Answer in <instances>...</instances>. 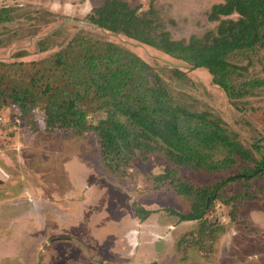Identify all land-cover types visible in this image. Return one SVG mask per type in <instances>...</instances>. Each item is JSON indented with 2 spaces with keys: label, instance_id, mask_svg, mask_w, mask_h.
Listing matches in <instances>:
<instances>
[{
  "label": "rangeland",
  "instance_id": "rangeland-1",
  "mask_svg": "<svg viewBox=\"0 0 264 264\" xmlns=\"http://www.w3.org/2000/svg\"><path fill=\"white\" fill-rule=\"evenodd\" d=\"M103 1L0 0V8H13L12 21L0 25V62L23 63L8 68L12 72L4 81L6 93L23 71L26 81L39 78L40 88L66 82L65 88L70 83L48 60L68 49L76 56L81 50L76 40L114 43L141 59L191 110L220 120L254 160L264 155V49L258 61L251 57L247 66L246 60L238 64L236 85L246 79L263 85L235 105L205 70H190L157 49L91 26L87 17ZM122 1L174 40L214 32L218 22L212 8L222 2ZM173 69L185 76L174 77ZM44 101L38 100L33 109L39 127L34 131L9 100L0 108V171L7 177L0 182V264H264V194H258V178L249 184V193L258 199L244 202L234 218L229 207L216 202L203 219L180 222L177 214L190 211V199L154 182L169 165L162 156L134 159L124 176L111 174L101 163L94 133L74 136L44 130ZM98 106L84 95L80 108L88 122L104 118ZM223 157L217 154L214 159ZM244 167L253 164L237 160L236 166L218 172L174 166L177 176L197 186L220 182ZM243 189L237 181L224 192L232 196ZM15 200L21 202L18 207ZM18 209V227H6L5 215L14 217ZM20 229L21 237L14 240Z\"/></svg>",
  "mask_w": 264,
  "mask_h": 264
},
{
  "label": "trees",
  "instance_id": "trees-1",
  "mask_svg": "<svg viewBox=\"0 0 264 264\" xmlns=\"http://www.w3.org/2000/svg\"><path fill=\"white\" fill-rule=\"evenodd\" d=\"M221 1L212 8L218 22L216 30L188 40L172 39L169 32L160 30L151 19L139 16L122 0H104L91 10L87 22L101 32L122 35L157 49L190 70H205L212 83L237 105L240 98L252 94L253 87L263 85L262 81L252 79L236 85L234 78L243 60L247 66L252 62L251 57L257 61L263 58L264 0ZM12 19L13 8H0V25ZM75 43L81 46L76 56H71L68 49L48 60L50 67L59 68L70 83L65 88L66 82L54 88L49 83L40 88L39 78L26 81L23 71L15 76L19 80L9 84L10 90L6 93L4 81L11 78L12 72L8 68L18 69L23 63L0 62V108L9 100L34 131L39 127L33 109L38 100L45 99L44 130L74 136L94 133L98 137L101 163L111 174L124 176L134 159L145 162L150 155L162 156L169 165L163 174L153 178L154 182L190 199V211L177 214L180 222L203 219L216 202L229 207V214L234 218L244 202H253L258 194H264V155L254 160V154L245 150L220 120L208 113L193 111L175 98L161 77L151 74L149 67L134 54L114 43L78 40ZM171 71L178 79L185 76L178 69ZM85 94L92 96L99 104L98 110L104 112V118L96 123L88 122L87 114L80 108ZM254 150L259 152L258 147ZM217 154L224 157L215 160ZM237 160L253 167H244L220 182L204 186L183 180L174 168L186 166L218 172L236 166ZM255 178L261 181L256 196L249 193V184ZM237 181L244 186L243 191L228 196L224 188Z\"/></svg>",
  "mask_w": 264,
  "mask_h": 264
},
{
  "label": "flooded vegetation",
  "instance_id": "flooded-vegetation-1",
  "mask_svg": "<svg viewBox=\"0 0 264 264\" xmlns=\"http://www.w3.org/2000/svg\"><path fill=\"white\" fill-rule=\"evenodd\" d=\"M20 203L21 202L19 200H15V202L13 204L18 207L20 205ZM19 213H21V211L18 209V210H15L14 217H10L8 215H5V219L3 221H4V224L6 225V227H8L9 223H11V224L13 223L15 226V230H16V228L18 227L17 218H18V215H20ZM19 233H20V231L15 232V235H14L15 240H17L19 238Z\"/></svg>",
  "mask_w": 264,
  "mask_h": 264
},
{
  "label": "water",
  "instance_id": "water-1",
  "mask_svg": "<svg viewBox=\"0 0 264 264\" xmlns=\"http://www.w3.org/2000/svg\"><path fill=\"white\" fill-rule=\"evenodd\" d=\"M6 178L7 177H5V175L0 171V182L6 181L7 180Z\"/></svg>",
  "mask_w": 264,
  "mask_h": 264
},
{
  "label": "crops",
  "instance_id": "crops-1",
  "mask_svg": "<svg viewBox=\"0 0 264 264\" xmlns=\"http://www.w3.org/2000/svg\"><path fill=\"white\" fill-rule=\"evenodd\" d=\"M26 189H27V188H26ZM19 210H20V209H19ZM20 211H21V210H20ZM19 231H20V233H19V237H21L22 229H20ZM13 239H14V236H13ZM13 239H12V240H13ZM14 240H15V239H14Z\"/></svg>",
  "mask_w": 264,
  "mask_h": 264
}]
</instances>
